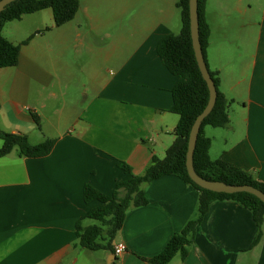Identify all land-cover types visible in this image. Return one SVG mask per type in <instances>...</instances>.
Masks as SVG:
<instances>
[{"label":"crops","instance_id":"0c3cea01","mask_svg":"<svg viewBox=\"0 0 264 264\" xmlns=\"http://www.w3.org/2000/svg\"><path fill=\"white\" fill-rule=\"evenodd\" d=\"M169 7L153 17L135 47L118 54L120 63L113 71L106 68L109 76L95 75V94L72 115L65 82L71 72L61 58L81 36L74 19L57 27L47 8L10 21L19 25L7 39L21 48L15 66L0 68V130L24 134L31 144L51 139L54 145L43 157L20 156L16 147L0 157V264H150L145 259L161 253L198 216L199 191L164 175L144 186L145 205L126 212L112 243H125L121 255L85 249L76 237L79 219L99 204L85 202V184L111 196L117 182L130 178L119 162L142 175L152 156L160 158L176 138L179 116L170 109L179 77L157 53L159 40L174 34ZM205 20L207 64L219 73V89L230 100L229 125L204 128L212 141L210 157L264 181V0H208ZM116 54L114 46L106 59ZM65 116L73 118L60 130ZM87 219L83 227L93 225ZM261 228L262 238L252 247V212L234 200H215L187 256L177 253L170 264H264V222Z\"/></svg>","mask_w":264,"mask_h":264},{"label":"trees","instance_id":"16d2710c","mask_svg":"<svg viewBox=\"0 0 264 264\" xmlns=\"http://www.w3.org/2000/svg\"><path fill=\"white\" fill-rule=\"evenodd\" d=\"M208 0H198L199 34L202 51L206 60V49L209 43L210 27L205 20V9ZM181 9L182 29L179 34H168L157 44V53L170 73L179 77L172 89L173 104L171 112L179 116L175 128V140L166 150L165 156L159 158L153 155L149 166L142 175H135L125 162L118 166L130 178L117 182L111 196L102 193L89 184L84 186V200L86 203L98 201L76 224V237L80 247L91 251H114L113 240L122 228L126 212L130 207H139L147 203L144 186L164 175H175L199 191L198 216L189 221L181 233L175 234L158 255L145 259L150 264H170V260L180 253L182 258L188 254L196 227L203 220L210 204L215 200L230 199L239 202L252 212L257 225V233L252 242L256 246L262 238V224L264 222V203L255 195L241 192L235 194L217 193L203 189L194 183L188 175L186 167V153L188 137L196 117L204 110L209 101V89L198 67L192 45L189 18V0H179ZM52 9L54 22L57 27L74 19L80 9L79 0H15L9 4L0 15V68L15 66L18 63L20 44L13 43L3 35L6 23L20 20L24 15L32 14L44 9ZM34 35L23 41L27 44ZM207 62V60H206ZM208 66V64H207ZM209 68V67H208ZM217 88V100L210 114L203 120L196 147L193 164L197 174L207 180L222 181L232 185H252L264 193V181L253 176L252 173L238 168L221 159L213 160L209 151L212 141L204 134V128L211 126L225 128L230 119L228 106L230 100L220 91V78L217 71L210 70ZM34 120L40 128L39 118ZM3 145L0 157L9 154L15 147L20 156L43 157L48 155L54 141L46 139L38 144H31L24 134H15L0 130ZM89 218L98 222L87 227L81 225V220Z\"/></svg>","mask_w":264,"mask_h":264},{"label":"rangeland","instance_id":"374dc122","mask_svg":"<svg viewBox=\"0 0 264 264\" xmlns=\"http://www.w3.org/2000/svg\"><path fill=\"white\" fill-rule=\"evenodd\" d=\"M178 2L179 0H80V9L71 25L75 30L79 28L81 36L78 42L75 37L69 42L65 57L61 58L71 72L65 80L68 84L66 102L69 115H72L74 109L80 110L88 98L95 94L99 85L95 75L99 74L98 78L109 76V70H114L113 65L120 63L121 57L118 54L135 47L141 41L160 9L168 10L170 5L174 34L180 33L182 20ZM33 17L35 16L28 15L25 19ZM18 23L6 24L3 32L6 38L11 37L12 31H16ZM114 46L117 53L115 58L106 59L107 53L112 52ZM95 82L97 87L94 88ZM62 86L65 87L64 83ZM72 118L63 117L59 124L60 130H64ZM164 156L165 154L160 155V158ZM85 224L98 222L87 219ZM117 239L118 236L115 237ZM96 253L98 255L102 252Z\"/></svg>","mask_w":264,"mask_h":264},{"label":"water","instance_id":"95a60500","mask_svg":"<svg viewBox=\"0 0 264 264\" xmlns=\"http://www.w3.org/2000/svg\"><path fill=\"white\" fill-rule=\"evenodd\" d=\"M15 0H0V15L5 10V8L14 2ZM189 18H190V32L192 45L195 53V58L202 74L203 79L207 83L209 89V101L204 110L196 117L188 137L187 153H186V167L188 175L191 180L203 189H207L217 193H227L235 194L241 192H247L255 195L264 203V193L255 188L252 185H232L226 184L222 181H212L207 180L197 174L193 164L194 150L196 147V142L200 132V128L203 120L212 111L216 100H217V88L213 78L211 77L207 62L205 60L202 46L200 42L199 34V14H198V0H189Z\"/></svg>","mask_w":264,"mask_h":264},{"label":"built area","instance_id":"2783aa9c","mask_svg":"<svg viewBox=\"0 0 264 264\" xmlns=\"http://www.w3.org/2000/svg\"><path fill=\"white\" fill-rule=\"evenodd\" d=\"M125 249H126L125 243L120 241V242L116 243L114 246V254L119 256L124 252Z\"/></svg>","mask_w":264,"mask_h":264}]
</instances>
